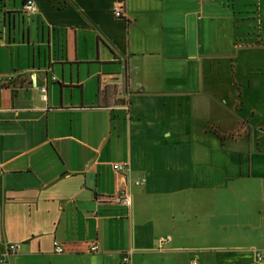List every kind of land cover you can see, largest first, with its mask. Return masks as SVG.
I'll return each mask as SVG.
<instances>
[{
  "label": "crops",
  "instance_id": "obj_1",
  "mask_svg": "<svg viewBox=\"0 0 264 264\" xmlns=\"http://www.w3.org/2000/svg\"><path fill=\"white\" fill-rule=\"evenodd\" d=\"M25 1L0 12V264H264V0Z\"/></svg>",
  "mask_w": 264,
  "mask_h": 264
},
{
  "label": "built area",
  "instance_id": "obj_2",
  "mask_svg": "<svg viewBox=\"0 0 264 264\" xmlns=\"http://www.w3.org/2000/svg\"><path fill=\"white\" fill-rule=\"evenodd\" d=\"M23 9L28 14L35 13L37 11V6L35 4V1L34 0H26L25 3H24ZM115 14L118 15V16L122 15V10H121V7L120 6H117L115 8ZM40 89L42 91H45L46 90V88L44 86L41 87ZM115 169L119 173H121L125 169H127V164L126 163H115ZM135 183L136 184H142L143 183V180L142 179H137V180H135ZM118 199L124 201L128 205H131L132 204V201H133L131 194L125 188H123L118 193ZM159 240H160V245H163V244H165L166 242H168L170 240V237H160ZM54 244H55V250L57 252H63L64 251V247L59 243V241L55 240ZM7 245H8V248L11 249V250H16L17 247H18L17 244H15V243H10V244H7ZM98 249H99L98 243H92L90 245V250H98ZM257 257H258V260H261L262 259V256H261L260 252H257ZM124 259L125 260H128V256H125ZM193 263L194 264H197L198 263L197 258L194 259Z\"/></svg>",
  "mask_w": 264,
  "mask_h": 264
},
{
  "label": "trees",
  "instance_id": "obj_3",
  "mask_svg": "<svg viewBox=\"0 0 264 264\" xmlns=\"http://www.w3.org/2000/svg\"><path fill=\"white\" fill-rule=\"evenodd\" d=\"M3 3H4V0H0V12H1V10H2V5H3ZM2 27V25L0 24V28Z\"/></svg>",
  "mask_w": 264,
  "mask_h": 264
},
{
  "label": "rangeland",
  "instance_id": "obj_4",
  "mask_svg": "<svg viewBox=\"0 0 264 264\" xmlns=\"http://www.w3.org/2000/svg\"><path fill=\"white\" fill-rule=\"evenodd\" d=\"M10 1V4H12L13 3V0H9Z\"/></svg>",
  "mask_w": 264,
  "mask_h": 264
}]
</instances>
